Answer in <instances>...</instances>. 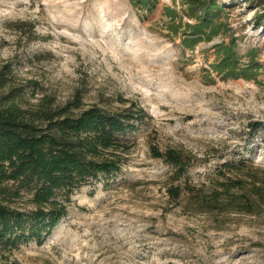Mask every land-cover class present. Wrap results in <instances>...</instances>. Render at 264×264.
Here are the masks:
<instances>
[{
    "label": "rangeland",
    "instance_id": "1",
    "mask_svg": "<svg viewBox=\"0 0 264 264\" xmlns=\"http://www.w3.org/2000/svg\"><path fill=\"white\" fill-rule=\"evenodd\" d=\"M217 1L228 6L230 30L189 48L164 13L181 0L142 15L129 0H0V62L39 82L32 101L48 92L65 102L80 90L86 105L134 102L152 116L128 135L133 146L114 182L83 186L42 244L5 252L0 264H264V204L247 212L226 201L215 210L187 195L177 201L168 188L185 178L172 182L174 167L152 153L193 155L187 176L206 191L224 180L217 170L226 162H246L228 175L264 186V26L255 21L264 8ZM231 33L243 62L257 49L256 79L212 70L213 45Z\"/></svg>",
    "mask_w": 264,
    "mask_h": 264
},
{
    "label": "trees",
    "instance_id": "2",
    "mask_svg": "<svg viewBox=\"0 0 264 264\" xmlns=\"http://www.w3.org/2000/svg\"><path fill=\"white\" fill-rule=\"evenodd\" d=\"M129 1L140 15L152 13L160 4V0ZM246 1L264 8V0ZM227 9L217 0H181L179 7L165 4L167 29L185 47L194 48L230 30L224 18ZM260 12L257 9L255 21L264 26ZM238 46L233 33L228 41L216 42L212 70L224 78L256 79L262 67L257 49H249L248 61L243 62ZM39 89L38 81L19 78L10 61L0 62V255L31 241L42 244L67 215L73 195L86 184L114 182L133 146L128 135L152 117L134 102L116 110L86 105L80 90L65 102L48 92L32 101L29 93L35 95ZM152 153L174 167L172 182L185 178L168 188L177 201L187 195L190 202L209 210L226 201L247 212L264 204V186L249 188L245 180L228 175L242 171L244 161L224 163L217 170L224 180L206 191L187 176L193 155L157 146H152Z\"/></svg>",
    "mask_w": 264,
    "mask_h": 264
}]
</instances>
